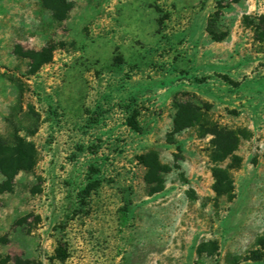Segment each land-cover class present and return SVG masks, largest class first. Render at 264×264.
Instances as JSON below:
<instances>
[{"label": "rangeland", "instance_id": "1", "mask_svg": "<svg viewBox=\"0 0 264 264\" xmlns=\"http://www.w3.org/2000/svg\"><path fill=\"white\" fill-rule=\"evenodd\" d=\"M63 2L0 0V264H264V0Z\"/></svg>", "mask_w": 264, "mask_h": 264}, {"label": "trees", "instance_id": "2", "mask_svg": "<svg viewBox=\"0 0 264 264\" xmlns=\"http://www.w3.org/2000/svg\"><path fill=\"white\" fill-rule=\"evenodd\" d=\"M63 0H51L49 5L54 11H58L63 7ZM215 40H222L224 36H215ZM178 111L174 119V126L176 130L183 129L190 126L188 119L191 118L181 116L180 113L185 112L186 106L178 105ZM33 161L32 147L29 144H21L18 140H14L13 144L7 147L6 145L0 147V172L11 180L15 172L18 170H25L29 168ZM253 255L246 257L247 259H259L264 256V252L258 250L252 251Z\"/></svg>", "mask_w": 264, "mask_h": 264}, {"label": "crops", "instance_id": "3", "mask_svg": "<svg viewBox=\"0 0 264 264\" xmlns=\"http://www.w3.org/2000/svg\"><path fill=\"white\" fill-rule=\"evenodd\" d=\"M210 80H212V78L210 79ZM195 93L200 97V98H205L206 100H209L206 96H204V95H202V93H200V91H196L195 90ZM234 93L235 92H232V94L230 95V99H228L227 97H225V96H223L222 98H220L221 99V101H222V103H219V105H218V103H217V107L218 108H220V111L222 110V108H223V110H226L225 109V106H228L229 105V101L228 100H232L231 98H234ZM210 101V100H209ZM240 101L241 102H244V101H246V99L245 98H242V99H240ZM168 102H169V100H168ZM238 101H235L234 103L236 104ZM230 106V105H229ZM228 106V107H229ZM232 106V105H231ZM254 109V107L253 106H251V109ZM238 109H243V110H245V111H249L250 109L249 108H247L246 106H243V107H240V108H238Z\"/></svg>", "mask_w": 264, "mask_h": 264}]
</instances>
